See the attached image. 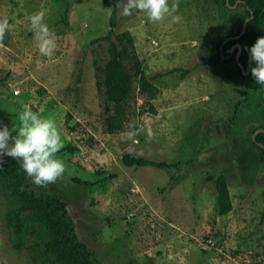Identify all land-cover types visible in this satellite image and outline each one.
<instances>
[{"label":"rangeland","instance_id":"374dc122","mask_svg":"<svg viewBox=\"0 0 264 264\" xmlns=\"http://www.w3.org/2000/svg\"><path fill=\"white\" fill-rule=\"evenodd\" d=\"M66 1L0 0V21H8L0 35V124L18 126L17 114L31 109L52 119L63 140L57 156L65 173L46 186L29 177L28 186L61 199L77 238L101 264H264V166L247 142L263 122L264 92L252 90L233 119L240 75L232 62L212 60L220 39L235 33L221 30V1L176 0L179 22H152L137 10L123 15L127 0H117L114 32L133 36L145 74H187L159 80L154 98L138 92L135 78L123 127L112 133L100 85L107 43H92L110 29L112 2L70 0L63 21ZM36 12L56 44L50 57L31 27ZM127 153L174 167H125ZM219 176L231 202L222 216ZM1 185L0 264H40L8 244Z\"/></svg>","mask_w":264,"mask_h":264},{"label":"trees","instance_id":"16d2710c","mask_svg":"<svg viewBox=\"0 0 264 264\" xmlns=\"http://www.w3.org/2000/svg\"><path fill=\"white\" fill-rule=\"evenodd\" d=\"M69 1H66L63 21L67 17ZM221 1L227 12L221 23V30L231 26L235 33L222 37L212 60L220 59L232 62L240 75V94L233 109V119L244 112L252 90L264 92V85L256 82L251 73L254 62L247 51L257 38L264 36V0H226ZM112 10L109 17V31L92 43L106 42L107 60L101 71L100 85L104 96L111 106V114L106 126L108 133L121 130L126 112L127 101L133 91V80H137V89L141 95L154 98L158 93L156 83L162 78L177 75L183 79L187 71L171 69L146 75L141 61L134 50V39L129 32L115 33L117 0H111ZM236 3V10H229ZM254 84V87L249 85ZM264 103V96H262ZM150 110L154 111L150 106ZM262 124L247 133L249 146L260 154L264 166V112ZM256 133L254 140L251 136ZM263 148H261L260 146ZM121 163L125 167H151L169 169L174 164L165 161L148 160L132 154H124ZM28 176L15 159L0 158V182L5 190L6 200L4 228L8 244L16 254L25 249L34 254L40 264H101L75 233V226L68 215L65 204L55 194L36 192L28 186ZM216 187V213L218 216L231 210V202L222 176L214 181Z\"/></svg>","mask_w":264,"mask_h":264},{"label":"clouds","instance_id":"9594fccd","mask_svg":"<svg viewBox=\"0 0 264 264\" xmlns=\"http://www.w3.org/2000/svg\"><path fill=\"white\" fill-rule=\"evenodd\" d=\"M179 7L176 0H127L122 7V14L129 16L133 10L142 12L149 21H160L165 16L173 22H179L175 15ZM43 12L31 15V27L35 30L39 51L45 56H52L56 48L50 31L43 23ZM8 27V21H0V35ZM250 59L254 62L251 73L256 82L264 85V36L257 38L247 49ZM19 125L0 124V158L9 156L17 160L31 182L37 186L55 183L65 173V164L57 153L63 147V140L55 122L50 118H42L31 109H25L17 114ZM14 133V134H13Z\"/></svg>","mask_w":264,"mask_h":264},{"label":"water","instance_id":"95a60500","mask_svg":"<svg viewBox=\"0 0 264 264\" xmlns=\"http://www.w3.org/2000/svg\"><path fill=\"white\" fill-rule=\"evenodd\" d=\"M226 4L228 5V0H226ZM229 6V5H228ZM236 7V3L233 5V8H235ZM252 140H254L253 138H252ZM260 146V145H259ZM261 148H263L262 146H260ZM263 151H264V149H263Z\"/></svg>","mask_w":264,"mask_h":264},{"label":"built area","instance_id":"2783aa9c","mask_svg":"<svg viewBox=\"0 0 264 264\" xmlns=\"http://www.w3.org/2000/svg\"><path fill=\"white\" fill-rule=\"evenodd\" d=\"M14 94H16L17 92L16 91H13Z\"/></svg>","mask_w":264,"mask_h":264}]
</instances>
